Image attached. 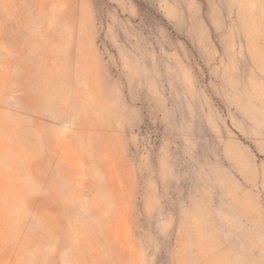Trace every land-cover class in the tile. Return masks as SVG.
<instances>
[{
    "label": "rangeland",
    "instance_id": "1",
    "mask_svg": "<svg viewBox=\"0 0 264 264\" xmlns=\"http://www.w3.org/2000/svg\"><path fill=\"white\" fill-rule=\"evenodd\" d=\"M0 264H264V0H0Z\"/></svg>",
    "mask_w": 264,
    "mask_h": 264
}]
</instances>
